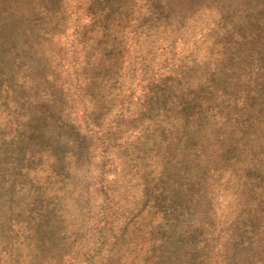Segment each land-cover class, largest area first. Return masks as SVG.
Instances as JSON below:
<instances>
[{
	"label": "rangeland",
	"instance_id": "rangeland-1",
	"mask_svg": "<svg viewBox=\"0 0 264 264\" xmlns=\"http://www.w3.org/2000/svg\"><path fill=\"white\" fill-rule=\"evenodd\" d=\"M93 256L264 264V0H0V264Z\"/></svg>",
	"mask_w": 264,
	"mask_h": 264
},
{
	"label": "trees",
	"instance_id": "trees-1",
	"mask_svg": "<svg viewBox=\"0 0 264 264\" xmlns=\"http://www.w3.org/2000/svg\"><path fill=\"white\" fill-rule=\"evenodd\" d=\"M103 239H105V238H103ZM95 258H96V256H93V261L90 264H96L97 260L94 262ZM98 258H102V256H98L97 259Z\"/></svg>",
	"mask_w": 264,
	"mask_h": 264
}]
</instances>
